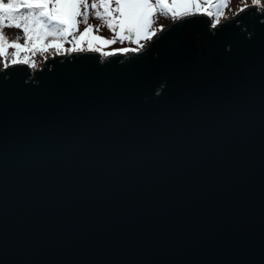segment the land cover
I'll return each instance as SVG.
<instances>
[{
    "label": "water",
    "instance_id": "95a60500",
    "mask_svg": "<svg viewBox=\"0 0 264 264\" xmlns=\"http://www.w3.org/2000/svg\"><path fill=\"white\" fill-rule=\"evenodd\" d=\"M210 19L0 71V264H264V12Z\"/></svg>",
    "mask_w": 264,
    "mask_h": 264
},
{
    "label": "snow or ice",
    "instance_id": "6c2138e0",
    "mask_svg": "<svg viewBox=\"0 0 264 264\" xmlns=\"http://www.w3.org/2000/svg\"><path fill=\"white\" fill-rule=\"evenodd\" d=\"M227 6L230 0H222ZM244 0H242V3ZM180 4L183 11H173V8ZM251 6L260 8L264 12V0H251ZM99 7L102 11H96V16H104L108 19V28L116 31L117 37L127 38L132 43H138L141 38L151 41L153 37L158 36V32L165 31L163 25L157 27L156 14L158 8L163 11L167 10L173 16H187L203 13L209 16L210 25L217 29L220 23V17L223 12H218L215 17L207 8H202L201 0H172V7H169L167 0H93L91 4L88 0H0V25L7 21V26H15L21 29L25 34V43L21 45L18 42L9 43L0 30V55H4L7 48L15 49L12 53L13 59L3 63V69L17 64H28V57L20 59L19 53L35 48L41 41L46 40L49 36L54 39L49 41L48 46L55 47L58 51L62 47L56 40L71 34L74 27L78 24L77 17H83L86 23L89 9L96 10ZM244 11V7L237 10V14ZM223 27V26H221ZM91 26L85 28L84 33L80 34L79 39L83 40L89 33ZM97 39V37H93ZM156 41H153L155 43ZM101 44L115 43V41L100 40ZM89 50L93 45L89 43ZM144 45L139 48H122L113 52H103L105 58L120 53H135L144 49ZM46 50V48L44 49ZM68 53L76 51V47L66 49Z\"/></svg>",
    "mask_w": 264,
    "mask_h": 264
},
{
    "label": "rangeland",
    "instance_id": "374dc122",
    "mask_svg": "<svg viewBox=\"0 0 264 264\" xmlns=\"http://www.w3.org/2000/svg\"><path fill=\"white\" fill-rule=\"evenodd\" d=\"M93 0H88V3L91 4ZM169 7H172V0H167ZM7 3V0H5ZM251 4V0H230V3L222 2V0H201L202 8H207L208 12L212 13V16L215 17L218 12H223L224 15L220 17V21L223 20L224 17L233 14L241 7H245ZM96 11H102L99 7L96 10L89 9L88 16L86 18V23L84 22L83 17H77L78 24L74 27L71 34H67L65 37L57 39L56 42L61 44L62 47L59 51L55 47L48 46L49 41L53 40L54 38L49 36L46 40L41 41L35 48L31 47V42H29L30 50L22 51L19 53L20 59L24 57H28V63L32 67L41 66L42 59L47 56L48 54L54 52H67L66 49L76 47V49H86L89 48L88 45L91 43L93 45V49H96L103 52H109L116 49L122 48H139V45H143L147 40L141 38L138 43H132L127 38L121 39L117 37L116 29L115 31L110 30L108 28V19L107 17L96 16ZM173 11H183V6L177 4ZM174 17L171 12L167 11L166 9L161 11L158 8L156 14L157 20V27L159 25H167ZM7 21H4L2 25H0V30H2L5 39L11 42H18L21 45L25 43V34L21 29H17L15 26H7ZM91 26L90 31L88 34L85 35L84 39H79L80 34L84 33L85 28ZM93 37H97V39H93ZM100 40L105 41H115V43H108V44H101ZM129 41L128 44L125 42ZM3 42L0 41V44ZM46 48V50H44ZM15 52L13 48H7L4 52V55H0V68L3 66L5 61H11L13 59L12 53Z\"/></svg>",
    "mask_w": 264,
    "mask_h": 264
},
{
    "label": "bare ground",
    "instance_id": "6f19581e",
    "mask_svg": "<svg viewBox=\"0 0 264 264\" xmlns=\"http://www.w3.org/2000/svg\"><path fill=\"white\" fill-rule=\"evenodd\" d=\"M236 12H237V11H236ZM233 14H234V13H233ZM177 17H178V16H176V18H177ZM174 18H175V17H174ZM174 18H173V19H174ZM173 19H172V20H173ZM172 20H171V21H172ZM223 20H224V19H223ZM223 20H222V21H223ZM171 21H170V22H171ZM222 21H220V22H222Z\"/></svg>",
    "mask_w": 264,
    "mask_h": 264
},
{
    "label": "trees",
    "instance_id": "16d2710c",
    "mask_svg": "<svg viewBox=\"0 0 264 264\" xmlns=\"http://www.w3.org/2000/svg\"><path fill=\"white\" fill-rule=\"evenodd\" d=\"M128 43H129V41L125 42V44H128Z\"/></svg>",
    "mask_w": 264,
    "mask_h": 264
}]
</instances>
